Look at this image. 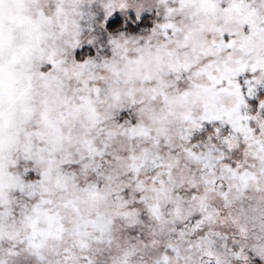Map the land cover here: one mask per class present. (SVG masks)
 I'll list each match as a JSON object with an SVG mask.
<instances>
[{"label":"snow or ice","instance_id":"1","mask_svg":"<svg viewBox=\"0 0 264 264\" xmlns=\"http://www.w3.org/2000/svg\"><path fill=\"white\" fill-rule=\"evenodd\" d=\"M0 264H264V0H0Z\"/></svg>","mask_w":264,"mask_h":264}]
</instances>
